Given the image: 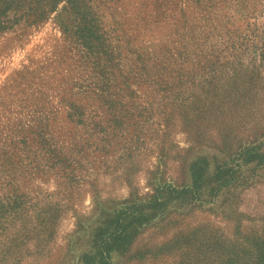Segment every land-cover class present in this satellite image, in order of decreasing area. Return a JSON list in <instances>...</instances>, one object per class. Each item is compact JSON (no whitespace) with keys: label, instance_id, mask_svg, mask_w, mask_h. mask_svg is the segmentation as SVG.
<instances>
[{"label":"rangeland","instance_id":"374dc122","mask_svg":"<svg viewBox=\"0 0 264 264\" xmlns=\"http://www.w3.org/2000/svg\"><path fill=\"white\" fill-rule=\"evenodd\" d=\"M6 16L0 264H224L260 230L264 0H12Z\"/></svg>","mask_w":264,"mask_h":264},{"label":"trees","instance_id":"16d2710c","mask_svg":"<svg viewBox=\"0 0 264 264\" xmlns=\"http://www.w3.org/2000/svg\"><path fill=\"white\" fill-rule=\"evenodd\" d=\"M12 0H0V32L6 31L11 28L12 23L7 18L6 13L10 8ZM16 20H13L15 23ZM22 146L25 142L19 141ZM2 156H9L8 152L3 151ZM15 165L11 158L8 157L6 162L1 164L2 171L6 168L11 170ZM185 191L182 190L181 193ZM12 208L0 207V217L10 215ZM260 230L253 229L245 235L244 244L237 243L235 249L230 254L227 253L224 264H264V217L260 221ZM225 245V244H224ZM223 245V247H225ZM231 248V247H230Z\"/></svg>","mask_w":264,"mask_h":264}]
</instances>
